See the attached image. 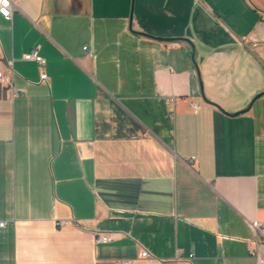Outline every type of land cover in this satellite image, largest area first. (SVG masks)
Returning a JSON list of instances; mask_svg holds the SVG:
<instances>
[{
	"label": "crops",
	"instance_id": "0c3cea01",
	"mask_svg": "<svg viewBox=\"0 0 264 264\" xmlns=\"http://www.w3.org/2000/svg\"><path fill=\"white\" fill-rule=\"evenodd\" d=\"M12 1L0 264H257L264 0Z\"/></svg>",
	"mask_w": 264,
	"mask_h": 264
},
{
	"label": "built area",
	"instance_id": "2783aa9c",
	"mask_svg": "<svg viewBox=\"0 0 264 264\" xmlns=\"http://www.w3.org/2000/svg\"><path fill=\"white\" fill-rule=\"evenodd\" d=\"M15 9V4L12 0H0V15L5 18L6 20H11L12 15ZM91 55V54H90ZM25 61H33L36 62L40 67H44L46 64L45 59L40 54V51L38 48L32 49L30 52L26 53L23 57ZM49 79L48 75L43 72L41 74V81L47 82ZM0 81H2L5 85L11 84V79L6 77L2 71H0ZM172 101V100H171ZM195 108H197L195 106ZM195 160V158H192ZM73 221L71 220H61L58 221V226H68L71 225ZM6 222H1L0 227H5ZM250 229L252 230L254 234V241L252 242L253 246L251 247V254L256 259L257 264H264L263 257L258 252V247L260 245V239H264V224L261 223L258 220L251 221L249 223ZM98 240L102 243H109L113 240V237L107 233L99 232L98 233ZM141 258H147L150 257V253L147 250H143L140 254ZM190 257H193V254L190 255ZM179 258V255H178ZM117 264H131V260H118Z\"/></svg>",
	"mask_w": 264,
	"mask_h": 264
}]
</instances>
